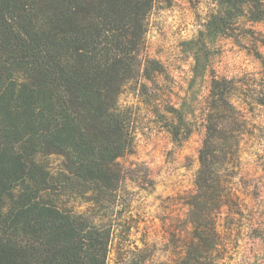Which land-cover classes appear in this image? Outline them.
<instances>
[{
	"label": "trees",
	"instance_id": "obj_1",
	"mask_svg": "<svg viewBox=\"0 0 264 264\" xmlns=\"http://www.w3.org/2000/svg\"><path fill=\"white\" fill-rule=\"evenodd\" d=\"M154 3L0 0V264H111L105 217L133 147L134 112L121 98L146 86ZM250 88L242 77L211 81L195 189L183 199L191 236L173 264H224L246 154L243 110L264 106V89ZM164 123L176 142L191 136L182 113ZM149 261L140 248L114 264Z\"/></svg>",
	"mask_w": 264,
	"mask_h": 264
},
{
	"label": "rangeland",
	"instance_id": "obj_2",
	"mask_svg": "<svg viewBox=\"0 0 264 264\" xmlns=\"http://www.w3.org/2000/svg\"><path fill=\"white\" fill-rule=\"evenodd\" d=\"M238 1L155 0L146 86L121 98L134 112L133 147L119 161L120 198L108 210L112 220L105 217L113 226L111 264L140 248L150 264H173L182 255V241L191 236L183 199L195 189L211 81L242 77L248 89H264V0ZM178 113L191 136L176 142L164 120ZM243 114L249 123L239 209L234 229L225 233L223 263L264 264V106Z\"/></svg>",
	"mask_w": 264,
	"mask_h": 264
}]
</instances>
